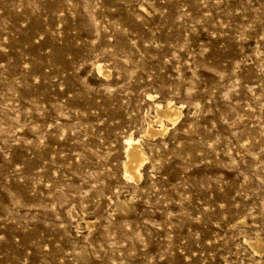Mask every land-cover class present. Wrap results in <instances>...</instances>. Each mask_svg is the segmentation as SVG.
Segmentation results:
<instances>
[{
  "label": "rangeland",
  "instance_id": "1",
  "mask_svg": "<svg viewBox=\"0 0 264 264\" xmlns=\"http://www.w3.org/2000/svg\"><path fill=\"white\" fill-rule=\"evenodd\" d=\"M254 238L264 0H0V264H264Z\"/></svg>",
  "mask_w": 264,
  "mask_h": 264
},
{
  "label": "bare ground",
  "instance_id": "2",
  "mask_svg": "<svg viewBox=\"0 0 264 264\" xmlns=\"http://www.w3.org/2000/svg\"><path fill=\"white\" fill-rule=\"evenodd\" d=\"M97 68H98V71H100L101 73L110 74V71L107 68H105L103 65H101V64H98ZM149 96L153 97L154 94H150V95L148 94V97ZM149 98H151V97H149ZM164 103L165 104H161L159 102H156L155 103V108H154L155 115L153 117H148L147 116L148 118H147L146 125L145 126L143 125V127H144L143 134L147 138H155V137H157L159 135L166 134V132L169 129V124L175 125L176 123H178L179 118L181 117L182 106H180V104L178 105L172 100H167ZM151 105H153V104H151ZM152 114L153 113H151V115ZM125 144H126V148H125V151H124L125 159H122L124 161L121 162V163H123L122 167H123V170H124V174H125V176L128 179L138 181V180H140V177H141V174H142L141 171L143 169L144 162L149 158V156H148L143 144L141 143L140 139L135 137V136H133L131 133L127 137ZM52 159H54V158H52ZM262 241L263 240H261L260 238H257L255 240L251 241V245L257 251H261V250L264 249V243Z\"/></svg>",
  "mask_w": 264,
  "mask_h": 264
}]
</instances>
